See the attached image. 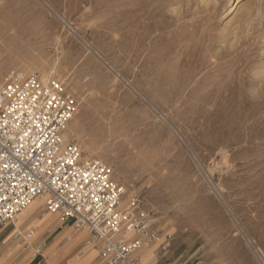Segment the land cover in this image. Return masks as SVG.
Returning <instances> with one entry per match:
<instances>
[{"label": "rangeland", "instance_id": "rangeland-1", "mask_svg": "<svg viewBox=\"0 0 264 264\" xmlns=\"http://www.w3.org/2000/svg\"><path fill=\"white\" fill-rule=\"evenodd\" d=\"M10 70L73 94L66 137L159 231L139 264H264V0H0Z\"/></svg>", "mask_w": 264, "mask_h": 264}, {"label": "built area", "instance_id": "built-area-1", "mask_svg": "<svg viewBox=\"0 0 264 264\" xmlns=\"http://www.w3.org/2000/svg\"><path fill=\"white\" fill-rule=\"evenodd\" d=\"M75 107L73 94L55 77L10 70L0 79V230L41 197L62 224L84 230V247H98L106 264H139L135 254L154 244L159 231L138 197L123 203L125 188L108 165L84 157L66 137ZM170 245L164 237L159 251ZM33 250L40 253L41 245Z\"/></svg>", "mask_w": 264, "mask_h": 264}, {"label": "crops", "instance_id": "crops-1", "mask_svg": "<svg viewBox=\"0 0 264 264\" xmlns=\"http://www.w3.org/2000/svg\"><path fill=\"white\" fill-rule=\"evenodd\" d=\"M31 203L0 230V264H106L98 247H84V230L62 224L55 213L43 212L40 202ZM17 231L29 237L15 235ZM38 244L41 251L35 254Z\"/></svg>", "mask_w": 264, "mask_h": 264}, {"label": "bare ground", "instance_id": "bare-ground-1", "mask_svg": "<svg viewBox=\"0 0 264 264\" xmlns=\"http://www.w3.org/2000/svg\"><path fill=\"white\" fill-rule=\"evenodd\" d=\"M67 128H68V127H67ZM66 131H67V130H66ZM66 131H65V134H66ZM40 199H41V197H39V198H36V199H35L33 202H35V203H36V202H38V200H40ZM33 202H32V203H33ZM32 203H31V204H32ZM152 259H153V257H152Z\"/></svg>", "mask_w": 264, "mask_h": 264}]
</instances>
